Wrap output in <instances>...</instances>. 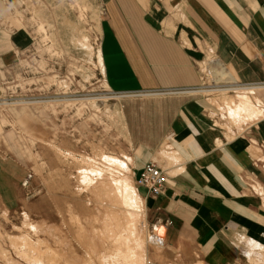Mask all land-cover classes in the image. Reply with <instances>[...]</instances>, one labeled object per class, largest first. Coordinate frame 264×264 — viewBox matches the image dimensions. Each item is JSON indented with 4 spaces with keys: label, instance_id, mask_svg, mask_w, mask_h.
Instances as JSON below:
<instances>
[{
    "label": "crops",
    "instance_id": "obj_1",
    "mask_svg": "<svg viewBox=\"0 0 264 264\" xmlns=\"http://www.w3.org/2000/svg\"><path fill=\"white\" fill-rule=\"evenodd\" d=\"M79 1L100 9L106 86L166 93L128 109L129 118L152 110L158 120L155 140L136 146L133 176L149 161L164 171L163 194L147 191L145 203L154 217L170 220L165 241L180 251L193 247L205 264L256 255L264 249V0ZM27 3L0 0V91L22 75L20 63L34 49ZM213 61L231 83L209 79L204 68ZM14 165L0 154L4 196L17 181Z\"/></svg>",
    "mask_w": 264,
    "mask_h": 264
},
{
    "label": "rangeland",
    "instance_id": "obj_2",
    "mask_svg": "<svg viewBox=\"0 0 264 264\" xmlns=\"http://www.w3.org/2000/svg\"><path fill=\"white\" fill-rule=\"evenodd\" d=\"M45 1L41 6V0H28L24 19L31 25L34 49L20 63L25 73L0 91V154L15 164L17 176L7 196L0 192V264H121L115 259L117 237L109 238L106 229L117 227L112 216H121L125 207L116 183L141 206L145 264H205L193 247H171L165 228L152 227L155 217L143 205L147 189L133 176L136 146L155 140L158 120L152 110L129 118L128 103L166 93L111 91L99 63V7L79 0H63L62 6ZM208 66L204 72L211 81L231 83L209 73ZM102 181L108 192L98 197L93 186ZM103 234L109 239L100 240ZM158 239L162 246L155 244ZM263 260L264 249L258 248L235 264Z\"/></svg>",
    "mask_w": 264,
    "mask_h": 264
},
{
    "label": "bare ground",
    "instance_id": "obj_3",
    "mask_svg": "<svg viewBox=\"0 0 264 264\" xmlns=\"http://www.w3.org/2000/svg\"><path fill=\"white\" fill-rule=\"evenodd\" d=\"M43 25V24H42ZM42 30L44 29L46 31L45 26H41ZM46 36L48 37V34L46 33ZM102 57V56H101ZM101 57L99 54V63L100 65L102 64L101 62ZM104 67V66H103ZM209 71L211 72V74H213L214 76H222L223 79H227V78H232L230 73L227 71V69L219 62H211L209 64ZM80 70V69H79ZM87 73V72H86ZM240 89H246V87L244 88H240ZM236 90H239L236 88ZM249 97V96H248ZM102 99V98H101ZM247 100V99H246ZM44 101V100H43ZM94 101V100H93ZM247 106H252V104H250L251 102L247 100ZM130 105V103H129ZM128 105V109L130 108V106ZM253 107V106H252ZM124 118V117H123ZM120 125V124H119ZM125 127V126H124ZM126 131V129H125ZM117 147V146H116ZM103 151V150H102ZM98 152V151H97ZM66 156V155H65ZM102 156V154H101ZM100 156V157H101ZM104 157V155H103ZM111 157V156H110ZM99 158V157H98ZM105 159V158H104ZM112 159V160H111ZM110 161L115 162L118 165H121L122 163L120 161H118V159L114 160V158H110ZM109 168V167H108ZM89 169V168H88ZM110 171V170H109ZM92 174V173H91ZM106 177V176H105ZM90 179L88 175L84 174V181H90L88 180ZM98 179V178H97ZM92 180V179H91ZM92 181L89 182V184H91ZM88 184V185H89ZM93 186V185H92ZM93 193L98 196V197H102L104 195V192H108L107 190V185L106 183L100 182L99 184H95V186H93ZM117 191L122 193V197H123V201L119 202L120 204H124L123 206H125L122 211L120 213L121 216L115 214V216H112V220L115 219L116 223H117V227L114 228H110V227H106V229L108 228V230L110 231V237H112L113 234L116 235L117 240H118V247L116 249L117 251V255L118 257H116V261H120L121 264H145L144 263V258L146 255V248H145V244L140 232V228L138 226V222H139V218H140V214H141V206L138 205V203L129 195V193L127 192V190H125L124 188L122 189V187L120 186L119 183H116L115 185ZM114 187V188H115ZM130 187V186H129ZM119 194V193H118ZM118 196V195H117ZM144 208H146V203L144 201ZM27 218V217H26ZM32 220V219H31ZM25 223V222H24ZM30 223V222H29ZM28 223V224H29ZM33 223V222H32ZM28 226V225H27ZM22 227V226H21ZM21 227H16V229H21ZM17 229V230H18ZM29 230V229H28ZM20 231V230H19ZM24 231V230H23ZM28 232V231H27ZM30 232V230H29ZM31 234V233H30ZM107 235V233H106ZM3 236V235H2ZM20 236V235H19ZM109 236V235H108ZM107 236V237H108ZM6 237V236H5ZM33 237V236H32ZM38 237V236H37ZM104 236V234L100 237V240H107L109 238H107ZM24 238V237H23ZM22 238V239H23ZM35 239V238H34ZM11 241V240H8ZM24 241V240H23ZM4 243V242H3ZM149 243V242H148ZM155 244L162 246L163 240L158 239L157 242H155ZM5 245V244H4ZM150 246V245H149ZM47 249V248H46ZM49 249V248H48ZM153 249V248H152ZM22 250V249H21ZM18 252V251H17ZM37 252V251H36ZM39 252V251H38ZM148 252V251H147ZM7 253V252H6ZM36 254V253H35ZM46 254V253H45ZM51 254V253H50ZM49 254V255H50ZM23 255V254H22ZM114 255V254H113ZM148 255V254H147ZM42 256V255H41ZM52 256V255H51ZM50 256V257H51ZM54 256V255H53ZM56 256V255H55ZM109 256V255H108ZM45 257V256H44ZM107 257V256H105ZM104 258V257H103ZM109 258V257H108ZM102 259V258H101ZM110 259V258H109ZM27 260V259H26ZM103 260V259H102ZM115 261V262H116ZM256 261V260H255ZM264 261V260H263ZM262 261V262H263ZM109 262V261H108ZM114 262V261H113ZM112 262V263H113ZM251 262V261H250ZM258 262V261H257ZM30 263V262H29ZM110 263V262H109ZM252 263V262H251ZM28 264V263H27ZM34 264V263H33ZM106 264V263H105Z\"/></svg>",
    "mask_w": 264,
    "mask_h": 264
},
{
    "label": "built area",
    "instance_id": "obj_4",
    "mask_svg": "<svg viewBox=\"0 0 264 264\" xmlns=\"http://www.w3.org/2000/svg\"><path fill=\"white\" fill-rule=\"evenodd\" d=\"M262 87H264V82L261 83ZM240 88H244L240 85H231L229 88L230 90H236ZM224 89V88H221ZM228 90V89H227ZM31 174H29L26 177V180L24 182H29V179L31 178ZM137 182L140 186L144 187L147 189V191L152 194L153 196H159L163 194L165 190V185H166V178L164 171L162 170L161 167H159L155 162L149 161L147 162L144 167L141 169L140 174L137 178ZM24 185V183H23ZM25 184L24 186H26ZM170 224L169 219H163L159 217L154 218V222L152 227L153 228H158V227H166Z\"/></svg>",
    "mask_w": 264,
    "mask_h": 264
}]
</instances>
